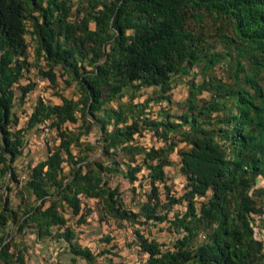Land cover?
<instances>
[{
    "label": "trees",
    "instance_id": "trees-1",
    "mask_svg": "<svg viewBox=\"0 0 264 264\" xmlns=\"http://www.w3.org/2000/svg\"><path fill=\"white\" fill-rule=\"evenodd\" d=\"M72 9L70 0H0V264H26L15 238L27 231L53 236L56 227H65L55 237L69 243L72 255L93 263L66 226L70 212L84 222L83 198L98 201L119 224L168 222L179 237L166 249L136 230L146 255L140 264H263L264 244L252 222L264 212V0H78L75 20ZM207 23L217 26V36H209ZM27 34L39 75L57 86L60 69L79 98L38 99L21 126L19 109L36 88L22 82L31 68ZM224 62L230 80L191 81L185 110L173 120L149 118V100L112 105L151 88L157 102L170 104L177 76ZM48 121L54 148L17 168L26 137ZM78 122L76 130L67 127ZM144 131L163 146L140 144ZM90 133L96 143L82 139ZM175 152L187 188L176 197L166 186L163 200L159 184ZM143 170L147 201L129 209L110 180L123 176L134 185ZM13 189L21 198L17 210ZM184 203L186 211L169 218ZM114 249L100 255L118 257Z\"/></svg>",
    "mask_w": 264,
    "mask_h": 264
},
{
    "label": "rangeland",
    "instance_id": "rangeland-1",
    "mask_svg": "<svg viewBox=\"0 0 264 264\" xmlns=\"http://www.w3.org/2000/svg\"><path fill=\"white\" fill-rule=\"evenodd\" d=\"M73 5L71 19H76V6L78 0H70ZM209 36H217V26L213 24H209ZM32 30V29H30ZM27 42H28V52H29V62H30V70L25 73L24 79L22 80L23 84L27 82H34L36 84V88L29 94L27 97V103L23 105L19 109L21 122L20 125L23 126L26 123L27 116L32 112L34 104L38 99H43L51 104H59L61 103L60 95H63L68 98H73L77 100L79 98V89L78 86L73 83L72 85H66L65 80H67L66 75L61 74L60 69H56L58 73V85L53 86L47 80L43 79L37 69L34 67L36 61L35 56V41L31 34H27ZM223 45H218L217 50H221ZM217 78L224 81L230 80V68L228 63H220L215 67L207 70H201L200 67H197L191 70L189 75H181L175 78L174 87L171 91L172 101L169 104L166 101L157 102L155 99L157 98V93L154 89H142L138 91L133 98L130 95H127L121 99V101H116L112 105L118 106L119 103H127L132 101L134 104H146L145 102L149 100L148 107L146 108V114L151 119L163 118L166 114L171 116V120L174 119L175 116L180 115L185 110L184 103L189 96V88L188 84L191 81H195L197 83H202L204 80H208L209 78ZM209 93H204L201 97L209 98ZM80 123L76 124H67V127L73 130L77 129ZM50 121L46 122L44 125H41L37 129L31 131L26 137L27 142L26 145L29 149L35 150V152L40 151L41 156L39 158L35 157L32 159L31 163H35L40 158H44L46 156V150L49 148H54V144L56 143V133L49 130ZM83 140L91 141L96 143L97 136L95 133H90L84 135ZM138 141L140 144L147 148L156 147L159 148L163 146V143L159 138L152 135L151 132L144 131L141 136H138ZM40 155V154H39ZM138 162H142V156H138ZM171 158L174 160V165L166 168L167 172V180L165 185L163 183L159 184V189L161 192V198L164 200L165 195L167 193L166 186L171 195L176 197H180L185 193L187 188L186 179L180 175L179 173V156L175 152L171 155ZM121 168L123 171L126 170V165L122 164ZM146 174L145 170L143 173L139 174L140 181L136 182L134 185L128 183V181L123 176L113 177L110 180L111 186H118L120 188V192L122 198L126 204V207L129 209H135V207L142 202L147 201L146 194L150 192V185L147 180L142 179ZM137 188L134 192L132 189ZM93 212L92 220L96 221L100 218H103L104 225H106V230L109 236L113 238V242L109 244H114L115 253H120L122 257H129L130 264H140L142 260L145 259L146 255L143 254L138 248V237L136 235V230H139L141 234L148 237L149 239H155L160 244H163V248L172 246L173 242H175L176 238L179 237L172 229H170L168 222L164 223H152L144 224V225H136L132 226L129 223H117L113 219L106 218L103 214L101 204L96 201L94 204L90 205ZM186 211V203L183 205H177L174 207L173 211L170 213L169 218H173V216L177 214H182ZM69 216V214H67ZM106 218H104V217ZM76 220V219H75ZM102 220V219H101ZM113 234V235H112ZM107 236V235H105ZM111 245V246H112ZM111 248V247H110ZM119 255V256H120Z\"/></svg>",
    "mask_w": 264,
    "mask_h": 264
},
{
    "label": "crops",
    "instance_id": "crops-1",
    "mask_svg": "<svg viewBox=\"0 0 264 264\" xmlns=\"http://www.w3.org/2000/svg\"><path fill=\"white\" fill-rule=\"evenodd\" d=\"M31 149L28 148V150L25 151V156L16 163L17 168L23 169L29 164H32L33 166L39 161L44 160L48 154V150H46V156L44 158L42 157L35 163H31L34 157L36 159L41 156L40 151L35 152V150ZM9 197L11 206L17 210L21 203V198L18 197L15 189L9 193ZM82 200L84 222L79 223L81 214L74 216L72 212H70L69 216H67L68 222L66 226L72 229L75 235L74 242H77L82 248H88L96 257L95 261L89 263L82 257L72 255L68 249L69 243L62 237H55L58 233L64 232L65 227H56L52 229L53 236H47L40 239L37 235L27 231L26 235L15 238V243L18 244V249L22 250L26 264H130V258L122 257L120 253H118V255H120L118 257H114L113 255H100L101 251L110 249L114 244L112 245L104 242V239L110 234H108L106 230L103 218L96 221L91 218V216L93 217V212L89 208H91L90 205L94 204L96 200L88 198H83ZM252 224L257 239L264 244V212L262 215L254 216ZM113 241L112 238L111 242Z\"/></svg>",
    "mask_w": 264,
    "mask_h": 264
},
{
    "label": "built area",
    "instance_id": "built-area-1",
    "mask_svg": "<svg viewBox=\"0 0 264 264\" xmlns=\"http://www.w3.org/2000/svg\"><path fill=\"white\" fill-rule=\"evenodd\" d=\"M51 149H53V148H51ZM28 174H29V171H27L26 173L22 174L20 179L23 181L26 178V175H28Z\"/></svg>",
    "mask_w": 264,
    "mask_h": 264
}]
</instances>
